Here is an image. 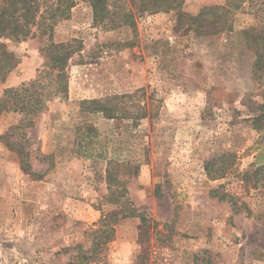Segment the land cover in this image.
Segmentation results:
<instances>
[{
	"label": "rangeland",
	"instance_id": "obj_1",
	"mask_svg": "<svg viewBox=\"0 0 264 264\" xmlns=\"http://www.w3.org/2000/svg\"><path fill=\"white\" fill-rule=\"evenodd\" d=\"M123 1L124 25L95 24L76 0L49 37L7 42L19 64L0 94L45 69L50 43L76 40L77 52L66 97L24 130L37 176L0 139V264H78V251L86 264H264V72L253 71L243 34L264 27V0H178L139 12ZM211 7L229 9V29L190 22ZM93 101L116 106L113 116ZM19 120L0 115V137ZM84 127L97 145L80 140ZM223 155L227 171L210 180L204 163ZM118 182L124 196L110 194ZM124 199L146 225L121 218ZM115 214L91 256L101 220Z\"/></svg>",
	"mask_w": 264,
	"mask_h": 264
},
{
	"label": "trees",
	"instance_id": "obj_2",
	"mask_svg": "<svg viewBox=\"0 0 264 264\" xmlns=\"http://www.w3.org/2000/svg\"><path fill=\"white\" fill-rule=\"evenodd\" d=\"M90 5L93 13V22L106 28H114L126 24L131 18L130 11H125V2L120 0L117 10H112L110 0H86ZM76 0H0V85L4 84L8 75L17 67L19 60L11 51L7 42L21 43L36 37L37 34H52L53 28L61 20L67 19L70 10L75 5ZM137 12L150 10L176 9L179 5L178 0H135ZM124 11V12H121ZM230 11L225 7H211L202 10L196 17H190V22H207L211 28L226 30L230 27ZM208 33V30L206 31ZM246 43L255 52V62L253 64L254 72H264V27H251L243 31ZM48 58L45 69L39 71L36 78L28 83H22L16 88H4L0 94V115L4 113H13L20 115L18 125L11 126L0 137L7 149L15 152L21 158V166L30 176H37L30 169L26 160L25 152L27 139L24 130L34 125L35 119L39 114L46 111L48 102L54 98H63L67 95L68 90V73L67 68L72 56L77 52V41L73 40L67 43H50L44 49ZM96 104L92 110L101 111L105 116L111 115L116 106ZM84 103V102H83ZM80 132V129H78ZM96 132L91 127H84L80 134V140H89L86 145H97L93 141ZM100 148V147H99ZM91 156V155H90ZM94 157V156H92ZM102 153L97 158H102ZM231 155H223L204 163V172L210 180L222 178L227 171ZM112 161L108 162V167ZM107 167V168H108ZM114 175L112 169L107 170V179L109 184H113ZM109 187L110 194L125 195L120 191V183L115 184L114 189ZM121 218L137 217L142 225H146V218L131 207V203L124 199L121 209ZM117 214L107 218L104 217L100 226L105 228L100 233V239L91 249V256L96 254L100 244L111 237L113 228L107 226L109 220L117 221ZM108 230V232L106 231ZM77 260L86 264L84 260L88 259L86 253L78 251Z\"/></svg>",
	"mask_w": 264,
	"mask_h": 264
}]
</instances>
